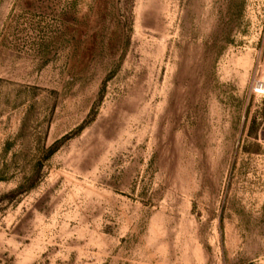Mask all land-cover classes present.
<instances>
[{"label":"rangeland","instance_id":"1","mask_svg":"<svg viewBox=\"0 0 264 264\" xmlns=\"http://www.w3.org/2000/svg\"><path fill=\"white\" fill-rule=\"evenodd\" d=\"M264 0H0V264H264Z\"/></svg>","mask_w":264,"mask_h":264},{"label":"built area","instance_id":"2","mask_svg":"<svg viewBox=\"0 0 264 264\" xmlns=\"http://www.w3.org/2000/svg\"><path fill=\"white\" fill-rule=\"evenodd\" d=\"M254 90L256 93L264 95V80H259L255 84Z\"/></svg>","mask_w":264,"mask_h":264}]
</instances>
